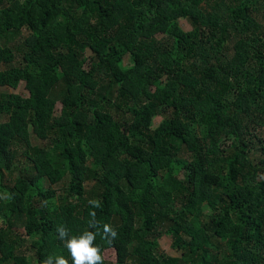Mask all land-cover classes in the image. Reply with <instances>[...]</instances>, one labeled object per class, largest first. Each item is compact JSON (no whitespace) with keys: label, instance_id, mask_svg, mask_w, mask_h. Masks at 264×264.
<instances>
[{"label":"trees","instance_id":"1","mask_svg":"<svg viewBox=\"0 0 264 264\" xmlns=\"http://www.w3.org/2000/svg\"><path fill=\"white\" fill-rule=\"evenodd\" d=\"M22 82L0 264H72L85 231L103 264H264V0H0V89Z\"/></svg>","mask_w":264,"mask_h":264},{"label":"clouds","instance_id":"2","mask_svg":"<svg viewBox=\"0 0 264 264\" xmlns=\"http://www.w3.org/2000/svg\"><path fill=\"white\" fill-rule=\"evenodd\" d=\"M93 207H100V202L97 200L89 201ZM93 217L92 222H90V227L96 228L97 222L95 221V213H91ZM59 238L64 240L68 236L67 229L63 226L57 229ZM99 234L98 232L85 231L80 237L68 238L65 247L68 249L71 257L72 264H103V257L100 254V249L94 245L95 237ZM116 232L109 226H103L102 238L107 239L108 237L115 238ZM110 242V241H109ZM51 257L47 258L44 264H51ZM57 264H68L62 256L56 259Z\"/></svg>","mask_w":264,"mask_h":264},{"label":"rangeland","instance_id":"3","mask_svg":"<svg viewBox=\"0 0 264 264\" xmlns=\"http://www.w3.org/2000/svg\"><path fill=\"white\" fill-rule=\"evenodd\" d=\"M179 24L184 31H189L191 29L190 24L184 19H179ZM127 63H128V60H127ZM0 93L15 94V95H19L23 98H27L29 96L28 91L26 89V84L23 82L19 85V87L16 90L3 88V89H0ZM56 110L59 113L61 110V106L59 105ZM161 121H162V118L157 117L154 120L153 128H156L161 123ZM33 141H34V145H39V146L41 145V142L36 141L34 138H33ZM0 225H1V223H0ZM19 232L23 233L22 229H20ZM159 242H160L159 247L161 248V251H163L165 254L172 255V256L178 255L177 250L172 247L173 241H172L171 237L163 235L162 237H160ZM104 257H105L106 261L108 262V264H114L116 262L115 250L110 249V250L105 251Z\"/></svg>","mask_w":264,"mask_h":264}]
</instances>
